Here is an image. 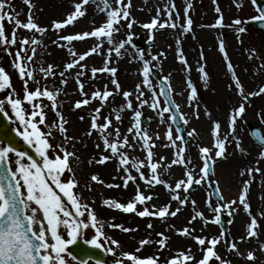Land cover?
<instances>
[{"label": "snow or ice", "instance_id": "snow-or-ice-1", "mask_svg": "<svg viewBox=\"0 0 264 264\" xmlns=\"http://www.w3.org/2000/svg\"><path fill=\"white\" fill-rule=\"evenodd\" d=\"M92 2L97 5V10L102 11L106 15V20L99 26H94L91 31H83L75 34L60 35L57 37V41L62 40L72 44V42H83L86 38H95L94 46L90 47L83 53H77L74 47H68V54L72 59L66 62L63 66V70L59 72V76L62 78L60 83L66 84L65 78L68 70L79 68L80 71L76 72L75 80L77 89L80 92V100H76L74 108L79 109L82 106L89 105L93 100L100 102V107H96L91 116L90 130L86 133L88 136L92 135L95 131L99 134V138L103 141V151L105 155H101L96 163L104 164L106 161L117 159L119 163L118 172L124 173L122 180L123 186L127 188L129 181L133 183L136 181L137 176L132 175L131 169H134L138 174L140 180L148 187H154L155 185H163L170 193L171 201H177L180 206H184L189 203L188 196H181L178 190L188 192L189 188L193 185H200L202 181L208 179L210 170V161H213V156L210 155L212 149H216L214 155L216 158H222L225 154V142L228 140V136L225 135L221 138V123L219 121H213L211 128V136L213 137L212 148L200 147L199 154L200 159L203 161V166L199 168L201 175L199 178L194 176V173L189 169L188 165L191 163L190 159L185 157V148L183 146V137L179 134L173 138L171 129L166 132V139L170 142L171 146L175 149L174 159L169 164H164L165 157H160L159 162L154 161L155 141L153 137L149 135L148 131L142 128V111L144 105H148L157 115L160 117L161 122L165 119V113L169 112L168 107L160 108L159 101L157 100L156 90L153 88L152 71L150 65L153 61H157L156 55L151 56V59H144V54L141 52L139 58L143 61L141 75L142 81L135 86L136 101L138 105L134 107L133 101L130 99L134 95L130 91H122L124 104L120 110L113 109L115 113V121L122 122L120 112L127 108L131 110V126L127 128V133L131 134V142L129 135H123L118 126L113 123V119L110 116H103V123H99L102 115V108L109 98L114 95V92L109 90L107 85L104 89L93 90L91 93L85 91V84L81 80V77L85 75V69L87 65L81 63L86 60V57H90L92 54L101 55L103 45L106 42L110 47L107 53H104L106 58L103 60L102 67H91L90 79H96L97 73H110L113 78L111 84L114 86L115 92H121V85L115 79V73L117 69L115 67H109V62L112 53L114 52L117 57L121 56L122 50H126V45L135 47L132 44V36L129 34L125 39L116 40V34L120 32L121 22L128 20L130 17L131 0H79L73 4L74 10L67 14L63 20H52L50 27L59 32L67 25H72L75 20L85 16L84 5ZM256 0H253L255 3ZM23 3L28 6L29 12L26 22H22L18 18V13L13 12L12 6L8 3V0H0V46L4 47L5 51H8L13 46H17L15 52H8L10 56H14L12 62V68L18 73L19 79L23 81V95L21 96L12 88L10 82V75L6 72L3 66H0V91L10 90L7 94L0 98V113L5 116L8 115L6 108H9L13 122H18L19 130L16 131V135L21 137L24 144L34 149L35 157L29 155L25 151H18L13 142L9 141L8 145L0 144V264H68L65 258L66 250L69 245L74 244L78 237L82 234L83 229L89 227L95 229V234L91 239L85 240L86 244L93 246L95 249H100L102 246L114 245L116 248H121L120 243L105 234L103 231L104 224L97 218L94 210L87 204L81 202V196L73 190L78 186V181L75 176V172L71 166L72 160H78L75 151L68 150L67 145L75 139L73 136L67 135V128L65 125L68 123L63 118V115L58 111V95L60 93L59 88H51L48 85H42L40 80L37 79L36 69L32 67L33 63H36L35 57L37 55V47L41 46L42 40L37 38L35 34L41 36L48 31V28L40 26L33 18L32 3L31 0H23ZM215 3V0H214ZM113 4L115 7H113ZM190 4L184 9L185 22L180 23L181 17L176 12V5L174 0H166L163 8L157 7L156 16L151 19L149 23L143 24L145 29L152 30L154 28H180L181 33H188L191 30L192 20L188 17V11ZM8 11H5V8ZM215 11L220 13L219 7H216ZM161 13L164 15V19H161ZM175 14V19L173 18ZM261 18L264 19V9H260ZM5 22L12 25L11 33L6 34ZM134 21L129 22L127 27L132 28ZM236 24H240L239 20L235 21ZM222 26L221 18L215 21L214 25L210 27ZM23 29L28 32L34 33L32 36H25L18 38L17 30ZM53 41V43H57ZM180 43L179 39L176 41ZM65 47V45H59ZM219 51L224 54V60L227 62V71L231 73V79L234 81V87L241 95H245L244 88L241 81L234 72L233 64L230 62L226 53V46L223 41L219 44ZM161 55H163L161 53ZM178 55L181 63L185 65L187 70V61L184 59L182 51L178 49ZM201 73V79L206 81L207 74L204 68L198 69ZM39 73L42 74L44 79L50 76H55L57 73L54 70L53 65L49 64L46 68L40 67ZM27 77V79H25ZM168 80V77L164 78ZM29 81H31L35 87L29 88ZM148 89L151 94V102L149 99H145L144 89ZM187 88L191 90L187 99L192 101L196 97V88L193 86L192 81H187ZM171 91L169 85L168 88L161 87L160 95H167ZM264 94V86L252 95ZM42 98H46L50 102V109L55 113L59 123L53 121L50 124H46V112L45 108L49 107L42 102ZM27 105L28 107H25ZM177 112L179 111V105H176ZM245 105L240 103L234 107V110L228 116V130L234 134L236 131L237 121L243 118L245 113ZM38 117V119H37ZM198 118V113H197ZM83 119V117H81ZM169 120H174V116H169ZM185 124L188 123L183 116L180 117ZM40 125L48 128L47 132L41 130ZM53 129H57L62 137V143L53 146L50 143V139H53ZM179 133V129L176 130ZM195 134V129L188 133L189 136ZM257 138L260 140V148L258 155L260 159H264V136H260L256 133ZM156 139H159L157 134ZM233 140H236L235 147L240 148V142L233 135ZM177 141H181L177 144ZM139 143L142 149L146 152L145 160H137L136 157L130 156L127 149H135L136 144ZM167 146V145H166ZM75 148V145H72ZM100 147L99 144L96 145ZM50 151L52 155L50 156ZM89 163H92L90 160ZM259 163V161H257ZM172 165L183 166V177L175 181L174 187L168 184L163 178L162 173L158 169L163 168L164 171H168ZM147 168L149 175H146L142 169ZM260 168H247V175L252 177L254 172H260ZM65 172L69 175L64 178ZM241 176L245 175V171L240 172ZM91 180L96 183L103 184L98 175H92ZM242 190L239 192L238 200L233 199L224 202L222 205L217 204L215 207L211 203H207V207L213 213L211 219L204 216L201 211L195 210V201H191L193 205L194 215L189 220L191 223L193 220L199 218L205 224L221 222V213L223 210H227L229 215H232L236 208L235 205L239 204L243 206L245 213L250 214V205L247 201V193L250 185V180H244ZM54 186V187H53ZM109 188L120 187L117 184H107ZM58 190V191H57ZM217 194H220V189L217 187ZM66 198V199H65ZM153 199L152 195H145L137 186L134 197L127 203L117 202L115 199H105L103 204L105 206L121 210L124 213H135L139 217H158L161 220H166L168 216L175 217L180 212V207L175 210H170L171 204L165 203L162 206L151 205V211L149 210L148 201ZM220 201H224L223 195H219ZM137 204L143 205V210L137 211ZM71 206L72 210H69L68 206ZM74 210V211H73ZM87 214L86 220L80 219ZM39 214V218H38ZM264 216V212L261 213ZM87 221V222H86ZM110 228H121L124 232L132 231L127 227H123L120 224H109ZM149 229L152 228V224L147 225ZM258 228L257 219L255 216H251L250 222L246 224L245 235L241 236L240 242H247L249 238H255L258 235L256 229ZM194 231L184 227L179 229L178 233L184 236H191V238L201 246V258L197 260L191 253V249L181 251L176 257H173L166 261V264H185V262H191V264H209L213 258L218 264H231L230 260L223 259L217 251H215L218 244L225 243L227 251L235 252L238 256L241 255L238 244L231 240L224 239V233L221 232L216 237H204L198 235H192ZM66 233V237L64 235ZM160 239L156 241L159 248L162 250L166 246L168 237L164 233H156ZM103 241V245L101 243ZM152 241L146 238H142L139 241L140 247H138L134 253L122 251V259H115L114 264H124V260L130 262V264H158L159 257L149 255L145 258H141L138 253L145 245L150 244ZM105 250L108 253H114L113 247H106ZM259 250L264 253V243L259 244ZM70 255V253H69ZM245 258L249 261H255L256 256L253 251L249 250L246 253ZM76 257L72 256V260ZM97 264H100L97 261Z\"/></svg>", "mask_w": 264, "mask_h": 264}, {"label": "rangeland", "instance_id": "rangeland-1", "mask_svg": "<svg viewBox=\"0 0 264 264\" xmlns=\"http://www.w3.org/2000/svg\"><path fill=\"white\" fill-rule=\"evenodd\" d=\"M77 1L79 2V0ZM175 1L179 2V0H175ZM175 1L174 3H176ZM184 1L185 3L190 4L191 7L194 8L190 12L192 13V19H193V26L191 27L193 35L196 33L197 30H199L200 26L214 25V24H202L204 21L211 22L213 19V17L210 16L211 14H209V17H208L207 10H210L211 8L210 6L207 5V3L203 4L202 1L200 0H184ZM60 2L61 0H31V3L33 5L31 11H32L34 20L40 26L46 27L49 30L52 20L60 21V20L65 19L67 14L70 13L71 11L65 14L63 11H59ZM8 3L11 4L13 12L19 14L18 18L22 22H26L29 8L27 5L23 3V0H8ZM133 3H135V0H131V6L132 5L135 6ZM151 6L149 7L148 10L146 9H143L141 11H138L137 9L134 11L130 10L129 19L121 22L120 32L116 34V40L125 39L129 34H131L132 44L135 45L134 48L131 47L130 45H126L125 46L126 50L122 51L121 56L117 57L115 53L113 52L110 58V62L108 66L115 67L117 69L114 78L117 79V81L120 83L121 92H115L114 86L111 84V79L113 78V76L110 73H97L96 79H90L91 77L90 68L93 66L102 67L103 66L102 62L106 58L104 53H107L108 50L103 48L101 55L92 54L90 57H86L85 61L81 62L87 65V68L84 70L85 75L81 77V80L85 84L86 92L91 93L93 90L102 91L105 85H107L109 90L114 92V95L109 98L108 102L104 104L101 110L102 115H101V119L99 123H103V116H110V118L113 119V123L120 128L122 136L129 135L130 142H131V134L127 133V128L131 126V116H132L131 110L124 108V110L120 112V115L122 117V122L118 124L115 121V113H113L112 110L116 109L117 111H119L121 106L125 103L123 96H122V91L133 92L134 95L131 96L130 99L133 101L134 107L138 105V101H136L135 86L136 84H138L139 80L140 82L142 81V78H141V73H140L139 61L137 59L138 57L137 54L139 55V50H138V46L136 45L135 38L136 36H140V35L143 38H145L146 32L143 30V24L151 20V16H150L151 12L149 11L151 9ZM179 6L180 8H179L178 13L180 16V13L183 7L182 2L179 3ZM57 7L59 8V10H57ZM113 7H115L114 4H113ZM5 11H8L7 7L5 8ZM135 13L141 15V18L137 20L138 15H135ZM160 18L161 19L165 18L163 13H161ZM78 20H80V24H81V26L77 27L78 31L76 27L75 28L68 27V29L63 31L62 35L63 34L64 35L75 34L77 32H83V31H91L90 27L92 26V24L88 26L90 22L85 23V16L80 17L77 20H75L72 26H76V22ZM105 20H106V15L104 12L101 11V16L97 23L98 25L96 24L95 25L99 26ZM132 20H134V23H133L134 29H129L127 27V24L129 22H132ZM4 26H5L6 34L10 35L12 25L5 22ZM225 32H226V37H227L225 40L227 42V47H228L227 54H228L229 59H231L233 66H235V73L237 77L241 81L242 86L247 88V91H250L251 93L257 92L260 88L259 87L260 84L264 82V69L261 70L262 65L259 68L260 63L263 64L264 66V40L261 39L260 37L258 38L256 34H250L246 37L245 36L236 37L235 36L236 33H234V31L231 33H229V31L228 32L225 31ZM17 35H18V38H22L25 36H32L34 35V33L28 32L27 30H23V29H18ZM35 35L37 36V38L42 40V45L35 46L37 47V55L34 58L36 63H33L32 67L36 69L37 79L40 80L42 85H48L53 89L55 88L60 89V93L58 95V111H60L61 114L63 115V118L68 121V123L65 125V127L68 130L67 135L75 137V139L72 140L67 145L68 150L75 151L77 156L79 157L78 160H72L71 162V166L73 168V171L75 172L76 179L79 182L78 186L73 191L78 193L81 196V202L87 203L94 210L95 214L97 215V218L103 222L104 224L103 231L105 232V234L109 237L116 239L122 246L121 248H116V246L110 245V244L103 246L104 248L113 247L114 249V253H110V254L108 253L109 254L108 264H110V262L113 264L115 259L123 260L124 258L121 256L122 251L134 253L135 250L138 247H140L139 241L142 238L149 239L152 242L148 245H145L143 248H141V250L138 253H136L141 258H145L149 255L158 256L159 257L158 264H166L167 260L173 257H176L179 252L186 251L187 249L190 248L191 253L195 256L197 260H199L201 258V251H200L201 246L197 245V243L191 238V236L180 235L178 233V230L183 229L184 227H188L190 231L194 229V231L192 232V235L206 237L211 232V228H214L211 223L206 225L199 218L193 220L191 223H189V220L194 215L193 205L191 204V201H195L196 211L203 212L204 216L208 218L213 216V213L209 211V209H207L209 211L207 212L205 208H206L207 203L213 204V207H214V203H212L211 200L209 199L205 205L204 201H206V190H207V186H209L208 184L209 181L217 182V184H219L221 188L220 183H221V180L223 179V176L219 174L220 164H218V161H217V160H220L221 158H216L213 154V151L210 153V155L213 156V161H212L213 162V177L211 178V180L207 179L205 181H202L200 185L194 184L195 188H194L193 194H191V196H188L189 203H187L184 206H180L177 201H171L170 193L163 185H155L154 187H151V188H158V191L160 190L158 193L152 189L148 191L146 188L144 187L142 188L144 181L139 179L138 174L135 172L134 169H131V172H132V175L137 176L136 181L134 183L132 181L128 183L129 185L128 189H125L122 192V189H121L122 179L120 178L122 171L119 172L120 175L119 174L116 175L114 173H103L100 170V169L105 170L104 165L106 164V163L104 164L96 163V160H98L99 157L101 156V154H98V152L103 151V141L102 139L99 138V134L95 131L92 132L91 136H88L86 134L90 130L91 116L94 114L93 110L96 107H100V102L98 100H93L89 105L82 106L79 109L74 108L75 101L83 98L81 97L80 92L77 89V84L75 80V74L76 72L80 71V69L77 67V68L68 70V72H66L65 78L68 79L69 83L71 84L73 88H76L77 93L75 92L71 94L65 93L63 91V87L65 84L60 83L62 78L59 76V72L63 70L64 64L70 61L72 57L69 56L67 53L64 54L67 56H64L63 60L60 61V66L55 68L54 62L52 61V55L47 50L48 48L51 47V45L53 46V43H51L50 39L48 38V31L44 33L42 36L40 34H35ZM147 35H149L150 37L151 36L153 37L154 43H151L150 51L148 53L149 55H147L145 59L150 60L151 56L153 55H156L158 57V60L153 61L150 66H153V68L157 70V73L161 78L162 77L169 78L166 81L169 83L171 87L173 100L176 105H179V101L175 94V89H174L175 88L174 85L176 81L173 80V76L169 70V67H171L170 65L171 61L169 57L171 56L174 46H169V44L166 41L160 40L157 36L156 31H153L151 33L147 32ZM210 36L212 37V41H213L212 34H210L208 37ZM80 43L83 45V47H86V43L85 44L82 42ZM212 43L214 45V42ZM212 43L209 42V44H212ZM92 46H94V43L92 44ZM103 46L110 47L109 45H107L106 42L104 43ZM17 47L18 45L13 46L8 51H5L4 47L0 46V66H3L6 72H8V74L10 75V82L12 84V88L15 89V91L22 98L24 84H23V81L19 79L18 73L12 68V62H13L14 56H10L8 54L9 51L14 53ZM58 47L60 48V51L58 52H62L61 47L59 45ZM88 49L89 48H83L79 50V52L77 53H83L84 51ZM210 49L211 47L205 48L203 53L215 51L213 47H212V50ZM127 52H130L135 58L129 57L127 55ZM123 53H126V54H123ZM161 53L163 55H161ZM208 62H209L208 67L210 69V71L207 70L208 81L211 84H216L217 78L219 74H221V70H222L221 65L218 63L217 54L215 53V57H213V59L209 58ZM136 63H137V66H136ZM215 63H216V67H215ZM49 64L53 65L54 70L57 74L55 76H50L47 79H44L42 74L39 73V68L40 67L46 68ZM221 64H223L222 61H221ZM187 65H188L187 70L185 69V67H183L184 65L180 67V70L183 74V75L182 74L179 75L180 84H183L182 83L183 76L188 77L189 79H192V76H195L197 74V70L200 68L199 64L192 65L190 60L187 61ZM192 67L194 68V71H191ZM132 71L136 74L131 75ZM25 79H27V77H25ZM150 79L152 80L153 88L156 90L155 82L153 81L151 77ZM200 81L201 83L203 82L200 76H197V79L195 80L196 87H198V85L200 84ZM225 83L226 84L228 83L226 79H224L223 77L219 78V84H225ZM226 84H225V88H226ZM34 87L35 85L31 81H29V88L34 89ZM214 89L215 91L211 90V94H213L214 98L217 97L218 103L220 104V106H223L222 108L224 110L227 109L226 98L225 97L224 99L222 98V95L225 96L224 93L230 94L232 97L237 98L236 102H238L237 103L238 105L240 103H243L245 105L246 110H245V113L243 114V118L237 121L236 132L239 133V137L237 136L239 139L240 138L242 139L243 137V138H246L250 143H252L251 145L253 146V153H249L246 156L250 157L255 167L261 168L260 172H255L253 174L252 179H254L253 183L255 182L254 183L255 186H253L254 188L249 187V190L247 193L248 194L247 201L250 205L251 210L253 211L252 214L251 215L248 214V216L256 217V212H258L257 210H260L261 213L264 212V159H260L258 155L261 148L256 146V144L249 139L248 125L249 124L259 125L260 123L258 122L256 123L255 121H263V120H260V117H262V114H263L261 108H264V94H260V95L251 94V96L253 97V102L255 106H258V109L255 110L252 108L251 105L247 104L243 100V98H241L242 100H238V97L235 95L234 92L233 93L223 92V90H221L218 87ZM8 91L10 90L0 91V98H3L7 94ZM144 91H145L144 98L149 99V102H151V99H150L151 94L149 93L148 89L145 88ZM239 95L241 97L243 96L241 94ZM184 98H185V95H184ZM229 101H230V98H229ZM42 102L46 105H49V107L45 108L46 124H50L53 121H56L57 123H59L58 118L55 116V113L51 111L50 109V102H48L46 98H42ZM25 107H28V106L25 105ZM160 107H162V105H160ZM209 108H210V105H209ZM161 109H163V107ZM141 111H142V118L143 119L147 118V120H149L146 125H141V126L142 128L148 131L149 135L152 136L153 140L155 141V147L153 149L154 161L159 162L160 157H165L164 164H169L170 162L166 163V161L168 160V157H173L172 160L174 159L175 149L171 146L170 142L167 139L163 142L161 137H163L164 135L166 137V132L169 129H171L172 131L173 138H175L176 134L174 130H172V126L167 121V115L165 114V119L163 122H161V119L157 115V112L154 111L152 108H150L148 105H144ZM6 112H8V117L11 120L13 127L15 128L16 131H18L19 130L18 122H13L14 117L12 116L10 109L6 108ZM179 112H181V114L183 113V111L180 108H179ZM223 116L226 117L227 115H223ZM81 117H83V119H81ZM203 120H204V123H206L207 125V133L209 134L210 133L209 119H205V117H203ZM224 120L226 121L228 120V118L226 119L224 118ZM182 125L184 128L183 136H185L186 138L185 143H184L185 144L184 145V148H185L184 155L191 161V163L188 165L189 169L193 171L194 176H196V178H199V175H200L199 167L203 161L200 159V154L198 151L200 147H203V146L205 147L206 144L203 143L202 141L196 140V137L194 135L193 136L188 135V133L191 131V130H187L188 123L185 124L182 121ZM260 126L262 127V125ZM40 127H41V130L44 132H47L49 130L43 125H40ZM52 131H53L54 138L50 139V143L53 146H55L56 144L62 143V137L60 136L58 130L53 129ZM157 134L159 135V139H156ZM162 143L165 144L164 147L161 146ZM180 143H181L180 141H177V144H180ZM0 144H3V143H0ZM73 144L75 145V148L72 147ZM97 144L100 145L99 148L96 147ZM228 147L230 149V146ZM166 149H168L167 153L162 154L163 150H166ZM127 151L130 154V156L136 157L138 161L146 159V152L142 149L139 143L136 144L135 149H127ZM51 155L52 153L50 151V156ZM90 160L92 161V163H89ZM257 161H259V163H257ZM113 165H116L119 168L118 160L115 158L113 159V161H111V165H108L109 170L113 171L111 169ZM142 171H144L145 174L148 175L146 173L148 172L147 168L142 169ZM158 171L162 173V178L168 184L172 185L173 187H174L176 180L184 178L183 177L184 168L183 166H180V165H172L171 168L168 170V173L171 177V178L169 177L170 179H166V171H164L163 168L158 169ZM94 174L98 175V177L101 180H103L104 183L101 184V183L93 182L91 180V176ZM68 175L69 174L65 172L64 178L66 179ZM137 181L142 184L136 183ZM107 184H117V185H120V187L109 188L106 186ZM137 186H139L140 191L144 193L145 195L153 196V199L147 202V204L149 205L150 211L152 210L151 205L162 206L165 203H170L171 204L170 210H175V208L180 207L181 209L180 212L175 217L168 216L166 220H161L160 218L154 217V216L139 217L135 213H125L124 214V212L118 209H114L117 211L115 212L111 209V207L105 206L103 204V201L105 199H115L117 202H120V203L129 202L134 197ZM251 189H255V192ZM178 191L180 192V195L182 197L186 195V193L182 189ZM254 198L257 201H260L258 205L255 204L254 206L253 204H251L253 202H256ZM224 201H225V198H224ZM68 207H69V210H72L70 205ZM143 207H144L143 205L137 204V211L143 210ZM223 212L226 213L229 221L231 219L234 221V223L230 225L228 232L224 236V239L231 240L234 242V240L236 239L234 237L238 236L236 240H239L242 234H239L240 233L239 230L232 228L235 224V221L237 220L238 210H236L230 216L226 210H223ZM261 213H259L260 217L262 216ZM86 216L87 214L85 213V216L81 217L80 219L86 220ZM248 216L244 215L243 220L242 219L239 220V222L241 223L244 229V232H245V226L247 224ZM249 218L251 219V217ZM262 220H264L263 216L261 219H259L261 226H262V223L264 222ZM149 223L152 224L151 229L147 227ZM109 224H120L123 227H127L133 230L129 232H124L122 231L121 228L108 227ZM214 229H215V232H217V229L216 228ZM156 233H164V235L168 237L166 241V246L162 250L159 248V245L156 243V241L160 239V237H158ZM94 234H95V229L89 227L87 229H83L82 234L80 236L82 237L83 240H88V239H91V237ZM64 235L66 237V233H64ZM256 238L257 239L255 243L257 246H255L254 249H252L253 251H255L254 254L256 256V260L254 262L249 261L247 259L243 262L241 261L240 257L246 255L247 253L246 250L245 251L239 250L241 255L238 256L235 252L227 251L226 245L223 242L219 244V248L223 247V250H225V252H227L228 255L231 254L232 257H235L237 255L236 262H241L239 264H262V261L259 262V258L257 260V257H258L257 250H259V244L262 242H260V239H258L259 238L258 236ZM261 240L263 241L264 239L261 238ZM248 241L252 242L253 244L254 239L248 240ZM101 243L103 245L102 240H101ZM247 247L250 248L251 246L247 243ZM65 258L68 261V264H76L74 261L70 259V257H68L67 250L65 253ZM226 260H229V259H226ZM124 263L130 264V262L126 260H124ZM185 264H191V262L190 261L185 262ZM209 264H215L214 258L210 260ZM231 264H236V263L232 261Z\"/></svg>", "mask_w": 264, "mask_h": 264}, {"label": "bare ground", "instance_id": "bare-ground-1", "mask_svg": "<svg viewBox=\"0 0 264 264\" xmlns=\"http://www.w3.org/2000/svg\"><path fill=\"white\" fill-rule=\"evenodd\" d=\"M75 2H78V1L77 0H61V2L59 4L60 10H59L58 7H57V10L63 11L64 14L68 13V12L72 11L73 4ZM162 4H163V0H135L134 5H136V6L131 7L130 10L131 11H134L136 9L140 10V9H142V7H144V9L148 10L149 7L152 5L150 11H152V9H153V12H154L155 9H157L158 6L160 7ZM84 10H85V13H86L85 14V23L86 22L87 23L90 22V24H88V26L92 24V26L90 27V29L92 30V28L94 27L95 24L98 25L97 23H98V21L100 19L101 11H98L97 10V5L92 3V2H89L86 6H84ZM81 21H82V19H81ZM79 26H81L80 20H78L76 22V26H69V28H75L76 27V29L78 31L77 27H79ZM66 29L67 28L64 27L59 32H57V31L53 30L50 27L49 30H48V38L50 39L51 43H53V41H57V37L59 36V33L60 32L62 33ZM169 34H170V32L165 31V32H161L159 34V36L163 40H167L170 44L171 43H176L177 39H179V41H181V39L183 40V34L181 33V29L180 28L176 32H174V38L175 39H172ZM185 41L183 43L184 52L189 55V58L191 59L192 65L198 64V60H196V58L194 56V53L192 52V46H191L192 42L189 41L188 45L185 46ZM94 42H95V38H90L88 43H86V47H83V45L81 43L68 44V43L60 42V40H59V41H57V43H53V46L51 45V47L48 48L47 50L52 55V61L54 62V67L56 68V67L60 66V61L63 60V57L67 56V55H64V54H66V53L68 54V50H67L68 47H74L76 52H79V50H81L83 48H90ZM58 45H65V47H61L62 52H58V51H60V48L58 47ZM103 48L108 50L109 47L108 46H103ZM210 57H213V55L212 54H208V56L206 57V60H207L206 64L207 65H208V58H210ZM172 61H173V63L171 65V67H170V72H171V74L173 76V80L176 81V83H175V92H176V95L178 96V101H179V104H180V108H182L183 112H185V118L188 121L187 130H191L192 131L193 129H195L194 136L196 137V140L202 141L203 143L206 144L207 147L212 148V145H213L214 141H213V137L211 136V122L209 124L210 133L208 134L207 133V125H206V123H204L203 117H204L205 111H208V114H206V117L209 118V119L222 117L220 111L217 112V111H214L211 108H209V105H211L213 102H215V99H217V97L214 98L213 94L210 93V91H209V88H210L209 82H206L207 87H205L204 85H201V86L198 85L199 87H197L198 92L196 94V97L192 101H189L187 99V97L190 94V92L188 93V89L185 88L184 85H181L180 82H179V75L182 74V73L178 74L180 72V69H179L180 65L175 63L177 61L176 58H174V59L172 58ZM136 66H137V63H136ZM222 70H223L222 75H219V76L226 75V72H225L226 69H225V66L223 64H222ZM191 71H194L193 67H192ZM197 72H198V70H197ZM135 74L136 73H134L133 71L131 72V75H135ZM138 77H140V76H138ZM184 78L185 77H183V80H184ZM192 80L194 82V78H192ZM138 83H140V80H139ZM63 91L65 93H67V94H71V93H74V92L77 93L76 88H73L71 86V84L69 83L68 79H67V83L63 87ZM224 94H225V96L222 95V98L223 97L226 98L228 107H230V106H232L233 108L236 107L235 101H236L237 98L232 97L230 94H226V93H224ZM184 95H185V98H184ZM229 98H230V101H229ZM205 107H208V109L205 110ZM197 113H198V118H197ZM224 114H225V112H224ZM202 132H204V133H202ZM220 133H221V138H222L223 135L224 136L225 135L228 136L227 144H228V146H230V149H229V147L225 143V146H226L225 147L226 148L225 154L220 160H218V164H220V167H219L220 172H219V174L221 176H223V179L221 180V190H222L223 195L227 199L226 201H230V200H233V199H237L238 200L239 192L242 190V187H243V183L242 182L244 180H250L249 187L255 186L254 185L255 182L253 183L254 179H252V177H249L247 175V168H249V167L256 168V167L253 164V161L250 159V157L246 156L249 153H253V146L251 145V143L249 141H246L243 138V140H239L241 147L240 148L235 147L236 140H233L232 136L234 135L237 138V140H238L239 133L236 132L234 134L229 135L227 128H225L223 125H221ZM161 139L163 140V142L166 140V138L164 136L161 137ZM161 146L164 147L165 144L162 143ZM167 150L168 149L163 150L162 154L167 153ZM212 151H213V153H215L216 149L213 148ZM98 154L105 155L107 153H105L104 151H102V152L99 151ZM172 158L173 157H168V160L166 161V163L171 162ZM111 161H113V159L109 160V161H106L105 162L106 164L104 165L105 170H102V169H100V170L103 173H114L116 175L117 174L120 175V173L117 171L118 167L116 165H113L112 168L110 167L113 171L109 170L108 165H111ZM241 171H245V175L244 176L240 175ZM146 173L149 175V172H146ZM123 175H124V173L122 172V174L120 176L121 179H122ZM169 177H170V175H169L168 171H166V179H170L171 178V177L170 178ZM130 182L131 181H129V183ZM136 183L142 184V183H140L138 181ZM128 187H129V185L127 186V188H125L123 186V180H122V185H121L122 192H123V190L128 189ZM143 187L146 188L148 191L150 189L156 191L157 193L160 191V190L158 191V188H150V187H148L145 183L142 185V188ZM251 190H253L255 192V189H251ZM247 198H248V194H247ZM254 200H256V199L254 198ZM254 204L258 205V201L256 200V202ZM234 207L236 208V210L238 209V211H239L238 220H240V219L243 220V216H242V214H243V212H242L243 211V206L237 204ZM111 209L113 211L117 212L116 210H114L115 208H111ZM38 218H39V214H38ZM258 220H259V213H257V221ZM237 224L240 227V229H242L241 223H237ZM257 232H258V236L259 237L262 236L261 233H264V224H262V226L260 224L258 225Z\"/></svg>", "mask_w": 264, "mask_h": 264}, {"label": "water", "instance_id": "water-1", "mask_svg": "<svg viewBox=\"0 0 264 264\" xmlns=\"http://www.w3.org/2000/svg\"><path fill=\"white\" fill-rule=\"evenodd\" d=\"M0 138L13 139V136L7 131L4 120L0 117Z\"/></svg>", "mask_w": 264, "mask_h": 264}, {"label": "flooded vegetation", "instance_id": "flooded-vegetation-1", "mask_svg": "<svg viewBox=\"0 0 264 264\" xmlns=\"http://www.w3.org/2000/svg\"><path fill=\"white\" fill-rule=\"evenodd\" d=\"M253 1V0H252Z\"/></svg>", "mask_w": 264, "mask_h": 264}]
</instances>
